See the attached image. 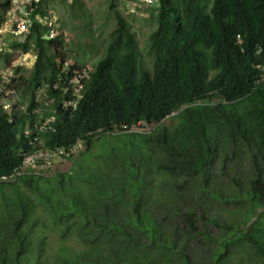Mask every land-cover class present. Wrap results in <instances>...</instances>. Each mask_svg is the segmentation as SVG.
I'll use <instances>...</instances> for the list:
<instances>
[{"label": "trees", "instance_id": "1", "mask_svg": "<svg viewBox=\"0 0 264 264\" xmlns=\"http://www.w3.org/2000/svg\"><path fill=\"white\" fill-rule=\"evenodd\" d=\"M113 14L74 109L51 89L67 41L31 27L37 60L16 85L28 113H0V175L29 148L18 125L35 121L41 81L45 142L86 149L73 171L0 182V264H264V0H155L142 51Z\"/></svg>", "mask_w": 264, "mask_h": 264}, {"label": "built area", "instance_id": "2", "mask_svg": "<svg viewBox=\"0 0 264 264\" xmlns=\"http://www.w3.org/2000/svg\"><path fill=\"white\" fill-rule=\"evenodd\" d=\"M4 1L0 0V2ZM9 1L8 7L1 12L3 14L0 22V59L6 57L4 64L0 65V113L6 114L12 120L14 114L21 117L28 113L27 99L25 101L22 99L16 85L21 81L20 76L32 69L37 60L35 44L31 43V27L37 23L44 28L39 37L43 41L53 40L61 34L66 40V35L58 15L53 10H49L47 15L42 16L41 9L47 8V3H42L44 0ZM67 1L71 2L72 0ZM138 1L140 4L146 5H154L155 3V0ZM126 7L128 10L133 8L129 5ZM64 65L63 77L58 78L51 89L53 91L60 90L65 94L66 97L62 100L63 108L74 109L81 97L80 91L89 78L91 69L85 66L69 71V63H64ZM260 68L264 78V63L260 65ZM60 84H64V87L59 88ZM47 90L48 84L46 82L36 87L34 101L36 103L42 101L45 106L49 107L52 99H48ZM31 114L37 115L38 120L33 122L29 129L23 131V135L28 138L29 148L22 153L20 164L10 173L0 177L3 181H10L23 174L25 170L38 174L50 170L59 162L74 157L83 148L80 141L67 148L64 146H47L41 133L51 128L54 117H43L40 106H35L31 110Z\"/></svg>", "mask_w": 264, "mask_h": 264}, {"label": "rangeland", "instance_id": "3", "mask_svg": "<svg viewBox=\"0 0 264 264\" xmlns=\"http://www.w3.org/2000/svg\"><path fill=\"white\" fill-rule=\"evenodd\" d=\"M42 3H47V8L45 10L41 9L42 16L47 15L49 10H53L58 15L59 22L66 35L68 49L71 50L70 53L68 52L67 61L65 62L69 64L77 61L79 65L85 64L92 68V65L104 56L109 33L116 26L114 11L119 12L130 25V31L134 33L137 48L140 51L146 49L149 33L153 29V26L147 22L153 5L140 4L138 0H72L71 2L67 0H44ZM111 4H113V7H110ZM126 5L132 6L133 12L128 13ZM132 9L129 10L132 11ZM2 14L0 13V22ZM33 42L34 39H32L31 43ZM5 61L6 57H2L0 65L4 64ZM143 61L145 67H148L149 60L146 55L143 56ZM30 73L31 71L28 70L24 72V76L28 78ZM170 120L173 119L166 118L164 123L171 124ZM26 125V123L24 125L21 122L18 125L19 131L27 128ZM149 129V127L137 128L139 131H148ZM75 158H78V154L71 159L59 162L50 170L42 171L43 175L50 177L56 172L73 171L75 166L73 165V160ZM20 189H24L23 185H20ZM25 193L27 194L26 191ZM28 196L33 199L31 193H28ZM42 213L43 210L38 207L37 214L43 215ZM223 216H227V214L224 212ZM44 232H47V242L53 248L58 242V238L56 239L55 237L56 234L50 231ZM69 243L73 245L72 240Z\"/></svg>", "mask_w": 264, "mask_h": 264}, {"label": "clouds", "instance_id": "4", "mask_svg": "<svg viewBox=\"0 0 264 264\" xmlns=\"http://www.w3.org/2000/svg\"><path fill=\"white\" fill-rule=\"evenodd\" d=\"M126 10H128V8L126 9ZM128 12L130 13V12H133V11H130V10H128ZM135 12V11H134ZM62 27V26H61ZM63 29V28H62ZM33 39V38H32ZM34 43V42H33ZM69 58H71V57H69ZM67 61V58L65 59V61L63 62V67L65 66L64 65V63ZM264 63V62H263ZM262 63V64H263ZM74 64V66L73 67H71L72 65ZM262 64H259V65H257V68L261 71V68H260V65H262ZM78 66V67H76V66ZM69 66V67H68ZM67 67L69 68V71L70 70H72V69H75V68H83V67H85V66H88V65H85V64H81V65H79L78 63H77V61H73V63L72 64H69ZM33 68H34V66H33ZM33 68L32 69H30L29 71H31L32 72V70H33ZM90 68V67H89ZM91 69V71H90V73L92 72V68H90ZM31 74V73H30ZM90 75V74H89ZM23 76V78H26L24 75H22ZM261 77H262V71H261ZM262 79L264 80V78L262 77ZM19 82H21V81H19ZM42 83H45V81H41V83H39V85H41ZM83 89V88H82ZM82 89H81V91H82ZM18 91H19V89H18ZM81 91H80V94H81ZM19 94H20V96L22 95V93H21V91H19ZM22 97V96H21ZM81 97H82V95H81ZM81 97H80V99H81ZM22 99L25 101L26 99H27V102H28V107H29V97L27 96V97H22ZM80 99L78 100V102L80 101ZM63 100V99H62ZM62 100H61V102H60V104H61V106H62ZM51 102H53V99H52V101ZM77 102V103H78ZM40 103H42V101H40ZM40 103H37V105L36 106H41V104ZM43 104V103H42ZM52 104V103H51ZM77 106V105H76ZM28 107H27V110H28ZM52 111V110H51ZM51 111H49L48 113H50ZM28 112V111H27ZM31 112V111H30ZM53 112V111H52ZM51 112V113H52ZM42 114V113H41ZM36 116V119H35V121L36 120H38V116L37 115H35ZM43 116V115H42ZM47 116H53L54 117V115L53 114H49V115H47ZM43 117H46V116H43ZM35 121H33V122H35ZM54 121H55V117H54ZM32 122V123H33ZM32 123L30 124L28 121H26V127L27 128H24V129H22V134H23V131L25 130V129H29L30 128V126L32 125ZM144 124L142 123V122H139V126H143ZM50 130V129H49ZM48 131V130H47ZM46 132V131H45ZM45 132H42L41 133V135H42V138H43V140H44V137H43V135L45 134ZM24 136V135H23ZM25 137V136H24ZM25 138H27V137H25ZM28 139V138H27ZM77 141H80L81 143H82V146H83V148H82V150L78 153V156L82 153V152H84L85 151V149H86V145H85V143L83 142V140H76L73 144H75ZM44 142H45V140H44ZM45 144L47 145V143L45 142ZM70 145H72V144H70ZM47 146H49V145H47ZM54 146H62V145H53V146H51V147H54ZM64 147H68V146H64ZM21 155H22V153H21ZM71 158H73V157H71ZM71 158H67V159H71ZM21 160V159H20ZM20 164V163H19ZM18 164V165H19ZM17 165V166H18ZM17 166H15L14 168H16ZM13 168V169H14ZM12 169V170H13ZM11 170V171H12ZM10 171V172H11ZM47 171V170H46ZM10 172H8V173H10ZM8 173H6V174H8ZM28 173H32V174H34V175H43V172H40L39 174L38 173H34V172H32V171H29V170H25L24 171V173L23 174H21V175H19V176H17L16 178H14V179H12V180H10V181H3V180H1L0 179V182H11V181H14L15 179H17V178H19L20 176H22V175H25V174H28ZM6 174H2V175H6ZM2 175H0V177L2 176Z\"/></svg>", "mask_w": 264, "mask_h": 264}]
</instances>
